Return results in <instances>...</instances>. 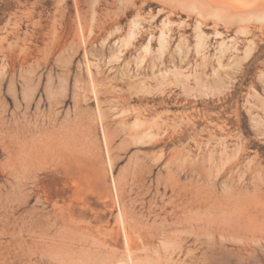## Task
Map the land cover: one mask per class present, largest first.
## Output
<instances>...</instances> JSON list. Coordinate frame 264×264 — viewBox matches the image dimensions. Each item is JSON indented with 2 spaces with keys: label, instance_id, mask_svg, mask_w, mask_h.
<instances>
[{
  "label": "rangeland",
  "instance_id": "rangeland-1",
  "mask_svg": "<svg viewBox=\"0 0 264 264\" xmlns=\"http://www.w3.org/2000/svg\"><path fill=\"white\" fill-rule=\"evenodd\" d=\"M98 1L0 0V264H264V29Z\"/></svg>",
  "mask_w": 264,
  "mask_h": 264
},
{
  "label": "bare ground",
  "instance_id": "bare-ground-1",
  "mask_svg": "<svg viewBox=\"0 0 264 264\" xmlns=\"http://www.w3.org/2000/svg\"><path fill=\"white\" fill-rule=\"evenodd\" d=\"M169 1L177 2L181 5H184L185 7H187V5L190 4H195L200 8V10L203 9L204 13L207 10L210 13L209 15H217L219 18L221 17V19H225V21H227L226 23L230 22L232 24H236L237 26H239L240 28L238 27L239 31L237 33H241V29L248 31V28L252 24H259L260 29H264V0H169ZM105 2L108 1L106 0ZM247 31L245 34L242 33L241 34L242 35L249 34L247 33ZM252 35L253 33L251 34V36ZM162 44H163L162 46H164V43ZM246 56L248 57V55Z\"/></svg>",
  "mask_w": 264,
  "mask_h": 264
}]
</instances>
